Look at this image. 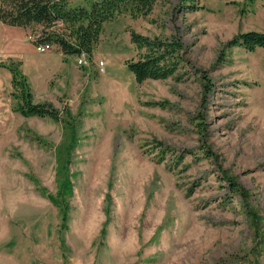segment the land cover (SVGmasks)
I'll return each instance as SVG.
<instances>
[{"label": "rangeland", "instance_id": "obj_1", "mask_svg": "<svg viewBox=\"0 0 264 264\" xmlns=\"http://www.w3.org/2000/svg\"><path fill=\"white\" fill-rule=\"evenodd\" d=\"M252 4L158 0L147 16L108 22L88 66L72 56L64 74L39 79L21 67L59 120L23 115L0 64V264H264V47L226 46L264 32ZM25 28L0 19V63L60 55L38 52L40 26ZM130 28L182 40L178 78L136 82ZM61 161L63 205L49 196Z\"/></svg>", "mask_w": 264, "mask_h": 264}, {"label": "trees", "instance_id": "obj_2", "mask_svg": "<svg viewBox=\"0 0 264 264\" xmlns=\"http://www.w3.org/2000/svg\"><path fill=\"white\" fill-rule=\"evenodd\" d=\"M157 2L158 0H87L79 3L69 0H0V19L6 24L27 28L38 25L41 31L36 39L31 40L34 43L50 42L66 56H80L85 53L90 57L102 41L108 22L126 14L133 19L147 16ZM129 32L131 41L140 51L137 59L127 60V66L133 72L137 83L148 78H168L174 75L179 77L176 75L178 68L189 62L184 43L179 37H150L133 28ZM226 46H243L249 51H255L257 47H264V32H241L230 39ZM223 54L222 51L219 60L223 59ZM0 64L12 72L13 85L19 90L20 103L17 109L23 115L49 116L59 120L58 109L52 103L34 101L20 62L12 60L9 64ZM66 169L67 164L62 162L59 170L62 176L59 192L57 196L49 195L54 202L62 205L66 203V193L72 192V182ZM228 180L235 190L244 194V189L234 177L228 175ZM241 204L244 208L247 206L244 201ZM61 208L65 221L68 208L66 205ZM248 212L253 213L251 209Z\"/></svg>", "mask_w": 264, "mask_h": 264}, {"label": "crops", "instance_id": "obj_3", "mask_svg": "<svg viewBox=\"0 0 264 264\" xmlns=\"http://www.w3.org/2000/svg\"><path fill=\"white\" fill-rule=\"evenodd\" d=\"M250 15L255 16L258 23L264 22V0H253ZM25 29L28 31L27 27ZM55 50L59 51L60 55L58 57H55V59H51L50 57L44 58V61L46 62H35L34 66L30 69L25 67L22 59L17 57L14 60L17 59L22 62V70L28 77H37V79H39V77H55L56 75H59L62 70H64L62 74L67 71L69 65H67L66 60H69V58L72 57L64 55L59 49ZM7 77H12V75L9 73Z\"/></svg>", "mask_w": 264, "mask_h": 264}, {"label": "built area", "instance_id": "obj_4", "mask_svg": "<svg viewBox=\"0 0 264 264\" xmlns=\"http://www.w3.org/2000/svg\"><path fill=\"white\" fill-rule=\"evenodd\" d=\"M37 36L31 37L30 39L34 40L37 38ZM35 44H36V49L39 52L51 51L54 48V45L50 42H37ZM77 60H78V64H80L81 66H88L90 63V57L85 53H82L80 56H78ZM100 66H101V70H104L105 62L100 61Z\"/></svg>", "mask_w": 264, "mask_h": 264}]
</instances>
